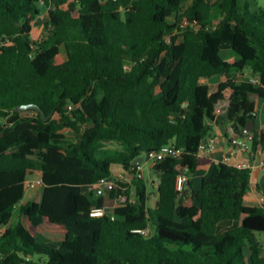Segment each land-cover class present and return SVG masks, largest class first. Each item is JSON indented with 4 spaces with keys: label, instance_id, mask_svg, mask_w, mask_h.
Masks as SVG:
<instances>
[{
    "label": "trees",
    "instance_id": "1",
    "mask_svg": "<svg viewBox=\"0 0 264 264\" xmlns=\"http://www.w3.org/2000/svg\"><path fill=\"white\" fill-rule=\"evenodd\" d=\"M259 3L0 0V264H264L255 236L264 205L245 204L250 170L199 153L218 104L234 136L247 137L253 98L264 100ZM40 5L47 20L33 41ZM216 76L213 90L201 82ZM28 105L44 118L16 111ZM250 133L255 151L264 132ZM169 144L182 153L153 164L150 208L143 179L113 172L133 176L136 159ZM37 169L31 201L25 180ZM180 170L189 178L181 195ZM100 180L113 182L107 194L82 192ZM255 189L264 200V173ZM92 208L108 214L92 218ZM225 221L239 224L218 232ZM144 229L148 237L135 232Z\"/></svg>",
    "mask_w": 264,
    "mask_h": 264
},
{
    "label": "crops",
    "instance_id": "2",
    "mask_svg": "<svg viewBox=\"0 0 264 264\" xmlns=\"http://www.w3.org/2000/svg\"><path fill=\"white\" fill-rule=\"evenodd\" d=\"M213 78L202 80L201 82L208 85L210 89L213 90L214 87L221 81V78L216 81H211ZM209 81L211 82L210 84L208 83ZM253 100L255 102V119L253 122L252 130L264 132V100L258 99L256 97L253 98ZM222 117H223V114H218V120ZM219 122L221 125L218 124ZM219 122H217L216 124L210 123L211 131L209 132L208 136L205 139L206 141L209 137L213 135L217 137L215 140L214 149L211 152H202L200 153V155L210 158L215 163H225L230 166H234L235 164L255 165L257 162H259L260 159H263L264 155L262 154V149L260 148V146H257L255 151H252V153L231 154L230 148H229V140H230V137L234 136L233 131L231 130L230 125L227 124L225 121L219 120ZM219 126H221L222 129ZM224 129H227V131L229 132L228 136L224 134L223 132ZM236 137L241 138L242 140H246L251 144V141H250V139L252 138L251 133H249L247 137H242V136H237V135ZM226 158L228 159V161L224 162V159ZM142 163L143 161L141 162V164ZM141 166L142 165H140V167ZM121 173L123 172L119 170L118 168H116L113 172V175L117 176ZM210 173H211V169H208L205 171H199L195 174V176L192 178L194 190H197L199 188L201 179L203 177L209 176ZM263 173H264V170L259 167H254L253 169L250 170V176H249L250 177V191L248 192V195L245 198L246 205H249V206L264 205L263 198L257 193L255 189L256 186L261 185ZM196 179L199 180V183L196 182ZM152 185L154 186L156 185L155 181L152 182ZM88 189H91V188H88ZM97 189L98 188L94 189L95 196L99 195L101 192H102V195H105L103 190H101V192H98ZM95 196H94V199H95ZM156 200H157V197H156Z\"/></svg>",
    "mask_w": 264,
    "mask_h": 264
},
{
    "label": "built area",
    "instance_id": "3",
    "mask_svg": "<svg viewBox=\"0 0 264 264\" xmlns=\"http://www.w3.org/2000/svg\"><path fill=\"white\" fill-rule=\"evenodd\" d=\"M35 41L34 39H32ZM240 80L247 81L251 84L257 85L258 81L254 78H250L249 76L242 75L240 77ZM216 136L213 135L209 137L206 141L200 143L199 145V153L202 152H211L214 149ZM260 146V145H258ZM229 148L231 154L236 153H252V147L251 144L246 141L242 140L241 138H238L236 136L230 137L229 140ZM262 149V154L264 155V145L260 146ZM182 150L175 148L172 144L163 146L159 151H151L143 156L142 161L146 162H152V164L163 160L164 158L172 157L177 158L181 155ZM228 159H224V162H227ZM233 167L238 169H248L251 170L254 167H259L264 170V157L263 159H260L259 162H257L255 165H249V164H235ZM116 179L123 183H130L133 177H137L138 179H143L142 170L140 165L137 166V169L135 171V175L131 176L128 174L122 173L121 175L115 176ZM188 175L184 170H180L179 174L176 177L175 180V189L177 192L180 193V195L185 191L186 189V183L188 181ZM40 180L39 179H32L31 177H27L25 180V189L26 193L30 191L36 190V188L39 186ZM113 186V182L106 181V180H100L95 187L98 189H101L103 191H108ZM108 214V212L103 208H92L89 212V216L92 218H100L104 215ZM111 220H113V216L110 214ZM136 233H139L143 237H148L150 235V232L148 229L135 231Z\"/></svg>",
    "mask_w": 264,
    "mask_h": 264
},
{
    "label": "rangeland",
    "instance_id": "4",
    "mask_svg": "<svg viewBox=\"0 0 264 264\" xmlns=\"http://www.w3.org/2000/svg\"><path fill=\"white\" fill-rule=\"evenodd\" d=\"M55 2H60V6L61 7H65V5L70 1V0H54ZM262 7H264V0H260L259 3ZM40 15L37 18V20L33 23L32 25V38H36L39 39L41 37V33L43 30V23L47 20V9L45 6L40 5ZM220 77H214L211 81H216L219 80ZM209 84L211 83L210 81L208 82ZM221 104H218L215 109L217 111L218 114H223L222 108H221ZM219 120H223L225 121V117L223 116L222 118H220ZM226 122V121H225ZM69 139H71L72 137L68 136ZM141 170H142V175H143V181L146 183L147 187H148V202H147V206L148 207H153L154 202L156 200V195H155V191L154 188L152 187V182L156 181V175L154 174L152 167L153 164L152 162H146L145 160L143 161V163L141 164ZM116 169V168H115ZM114 169V170H115ZM122 174V173H121ZM119 174V175H121ZM32 179H39L40 178V172L39 169H37L35 172H33V174L30 176ZM196 182L199 183V180L196 179ZM40 192V189H36L34 191H30L27 192L26 194V198L28 200L31 201H35L37 200L38 194ZM82 192L87 194V193H91L92 196V200L94 199V190L88 189V188H83ZM104 194H107V191H104ZM238 222H231V221H226V222H222L218 225V232L230 229L232 227L238 226ZM256 238L258 239V241L262 244L263 247V252H264V233H255ZM38 240L41 241V237L38 236ZM51 246H55L58 244V241L55 240H51L49 243Z\"/></svg>",
    "mask_w": 264,
    "mask_h": 264
},
{
    "label": "water",
    "instance_id": "5",
    "mask_svg": "<svg viewBox=\"0 0 264 264\" xmlns=\"http://www.w3.org/2000/svg\"><path fill=\"white\" fill-rule=\"evenodd\" d=\"M26 110H36V111H38L41 114L42 118H44L42 111L37 106L28 105V106H18L16 108V111L17 112H23V111H26ZM252 128H253V122L252 121H248L247 124H246V127L244 128V130L242 131V133L244 135L249 134L252 131ZM142 160H143V158H138V159H136L134 161L133 164L135 166H138V165H140V163L142 162ZM97 191L98 192H101V189H97Z\"/></svg>",
    "mask_w": 264,
    "mask_h": 264
}]
</instances>
